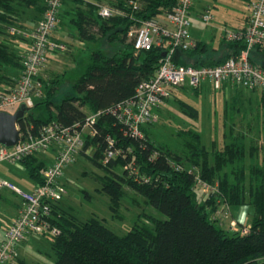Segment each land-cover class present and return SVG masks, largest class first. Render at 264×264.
<instances>
[{
	"label": "trees",
	"instance_id": "trees-1",
	"mask_svg": "<svg viewBox=\"0 0 264 264\" xmlns=\"http://www.w3.org/2000/svg\"><path fill=\"white\" fill-rule=\"evenodd\" d=\"M70 1H73V7L61 12V16L64 20L65 15L73 14L70 22L78 31L80 40L93 43L108 35L123 43L128 39L132 25L170 12L178 0H139L141 5L136 10L129 7L130 0H111L110 5L123 14L110 18L99 15L102 5L99 2L64 0L63 6ZM45 2L0 0V37L7 28L6 34L15 39L13 46L0 40V84L14 85L17 78L11 77L8 69L20 72L22 68L21 57L16 50L19 39L10 36L8 29L16 26L13 24L27 9L34 11L35 23L45 11ZM18 27L29 29L22 25ZM228 45L230 53L220 61H211L206 56L211 47L197 42L194 48L179 51L176 62L195 67L218 65L237 55L244 47L242 42ZM262 52L264 50L252 51L251 62L264 68L254 58V54ZM161 56L162 51L158 47L137 51L132 44L127 51L113 55L94 51L86 70L74 84L76 95L55 103L53 98L58 91L59 78L44 81V97L19 121L21 130L28 125L41 126L53 121L71 126L84 122L89 115L88 110L93 113L102 111L95 124L96 135L86 140V149L91 148L92 154L84 152L83 155L88 156L94 166L106 170L102 191L110 198L111 210L115 213L120 207L127 187L144 197L146 204L163 216L154 218L152 227L135 225L127 234L120 236L99 218L83 221L62 205L57 206L55 212L59 218L54 223L60 228V234L50 237L57 256L55 264H264V166L257 162L246 165L243 136L211 154L201 143L200 132L195 130L192 137L197 143L190 142L189 155L185 156L163 144H156L148 127L143 128V139L124 135L125 127L110 111L107 112L133 97L138 84L155 75ZM180 103L185 113L197 119V108L186 102ZM86 108L88 110L85 111ZM109 137L116 140V147L122 149V153L104 163ZM170 161L195 168L194 173L188 169L177 171ZM23 163L37 183L43 182L41 171L48 165L46 161L33 156ZM129 163H133L136 172L129 170ZM229 164H236L231 171L233 180L227 174L218 177L216 190L205 193L206 197L200 202L195 189L198 175L212 183L214 176ZM119 165L126 166L122 173L114 170ZM248 198L255 215L247 233H231L224 223L213 218L220 209L219 205H242ZM15 264L27 263L17 261Z\"/></svg>",
	"mask_w": 264,
	"mask_h": 264
},
{
	"label": "built area",
	"instance_id": "built-area-1",
	"mask_svg": "<svg viewBox=\"0 0 264 264\" xmlns=\"http://www.w3.org/2000/svg\"><path fill=\"white\" fill-rule=\"evenodd\" d=\"M64 0H46L45 11L32 28L23 29L11 26L9 35L19 39L16 50L21 57V71L14 85L0 90V111L18 108L26 104L30 109L45 95L44 78L41 72L51 56L64 54L69 50V44L56 38L61 23V9ZM195 0H178L170 11L165 13V21L153 17L132 25L128 32L129 40L137 51L151 50L158 47L162 51L159 67L154 76L140 82L133 97L111 108L110 111L120 124L125 127L124 135L143 139L146 128L155 122L164 103L180 88L197 89L205 81L220 90L223 86L234 85L249 90L264 91V68L251 62L252 51L264 50V0H252L248 5V22L243 29L226 30L224 39L229 42H242L241 51L223 63L213 66L195 67L176 62L179 51H188L197 44L190 36L191 11ZM139 0H130L129 7L140 8ZM123 11L108 5H101L99 15L110 18ZM205 23L212 20L210 11L201 15ZM164 54V56H163ZM17 110V109H16ZM14 113V112H11ZM102 111L88 115L84 122L71 126L53 121L45 125H28L21 130L19 123V141L11 147L0 145V163H23V160L33 156L52 152L53 161L42 171L43 182L37 183L34 190L26 192L9 180L0 179V190H10L23 199V207L18 217L3 231L0 239V264H9L17 260L20 243L30 235L56 236L60 228L54 223L59 218L55 212L61 206L67 195V187L62 181L64 170L74 164L85 152L87 138L96 135L95 124ZM88 129V132H87ZM109 145L104 152V162L116 158L122 149L116 147V140L108 138ZM131 152V150H129ZM158 155V151L154 156ZM177 171L188 169L194 173L195 168H187L176 161H170ZM136 172L133 163L127 166ZM198 185L208 194L216 190L217 185H211L199 178ZM218 209L214 219L223 223ZM235 227V223H231ZM247 233L248 229H242Z\"/></svg>",
	"mask_w": 264,
	"mask_h": 264
},
{
	"label": "rangeland",
	"instance_id": "rangeland-1",
	"mask_svg": "<svg viewBox=\"0 0 264 264\" xmlns=\"http://www.w3.org/2000/svg\"><path fill=\"white\" fill-rule=\"evenodd\" d=\"M93 1L99 2L102 5L111 6V0ZM229 1L219 0L215 3L217 9L214 10V15L216 16L210 22V25H215L218 28L221 16L227 19L226 14H229L230 11H237V9L241 11L246 5L245 0ZM213 2V0H197L196 6L200 8L205 3ZM73 5V1L68 2V7L64 11L71 10ZM234 5L237 6L235 9H232ZM27 10L29 14L34 13L32 9ZM72 15H65L64 25L66 30L76 32V28L70 22ZM25 18L28 17L24 15L23 21L26 20ZM20 23V21H17L13 25L19 26L21 25ZM190 29L191 31H197L204 35L207 31L206 25L197 22H194ZM227 29L230 30L232 28L229 27ZM6 30L7 28L1 34L0 40L12 44L15 39L10 38L6 34ZM81 43L69 44V50L66 53L51 56L49 62L50 67H46L45 65L42 70V72L51 75V77H47L48 79L46 78L47 80L59 78L58 91L53 98L55 103L60 102L67 96L77 94L74 89V84L86 70L94 51L100 50L104 54L113 55L127 51L132 44L129 37L125 42L121 43L120 39H114L113 36L110 37L108 35L104 39L93 43L86 41L84 43L82 41ZM206 56H212V51L206 52ZM258 63L261 66L263 65L262 60H258ZM51 67L53 68L50 69ZM8 72L15 76L18 71L9 68ZM227 87L231 88L233 94L237 93V97H234L235 95H232V97L228 96L227 93L222 91ZM241 88L230 85L216 90L211 86L209 81H205L200 91L199 88L196 90L190 88L186 90L180 89V91L178 89L179 92H176L177 94L174 93L172 97L166 100L158 119L152 125L148 126L151 138L158 145L163 144L174 151L188 156V145H190V142L193 144L197 143L193 139L192 133L198 130L201 134V143L209 153L212 154L216 150L224 149L226 144L232 143L233 139H238L237 137L240 138L242 133L249 135V131H247L248 127L246 126L247 122H251L252 120L251 123L254 124L255 122L253 120H255L257 123H264V112L257 119L260 112L257 109L256 111L258 112H252V103H247L246 100L241 99L244 97L243 89H245ZM180 102H186L197 108L199 111L197 119L185 113ZM16 109L9 108L6 111L16 112ZM86 110L88 109L86 108ZM87 112L89 115L94 114L92 111L89 112V110ZM261 131L264 136L263 127ZM259 137L256 140L249 139L247 136L244 138L247 166L254 162L264 166V137L262 138L261 135ZM252 150L253 154H251ZM89 154H92V152ZM41 156H44L49 164L52 163L53 155L51 152L41 154ZM107 162L105 161L104 163ZM234 166L229 164L223 167L214 176V182H206L215 186L218 177L221 176L222 178L225 174L228 175L230 180H233L231 171ZM125 167L119 165L114 170L117 173H122ZM198 173H200L199 170ZM106 175L107 172L105 169L94 166L90 158L82 154L74 164L64 170L62 181L67 187V195L64 199L63 207L83 221L92 217L99 218L107 227L120 236L127 234L135 225H148L152 227L154 218H163L160 212L146 204L144 197L136 195L134 191L127 187L124 189L125 195L121 200V205L114 213L110 208L109 196L102 191V178H106ZM0 179H9V181H13L24 191L29 189L28 183L32 181L27 172L18 170L12 163L8 162L0 163ZM196 180L198 181V179ZM195 189L197 198L202 202L206 194L198 185V182ZM219 208V217L222 219L225 228L229 229L231 233L240 232L242 229H249L248 227L251 226L254 220L255 209L249 198L245 204L230 205L229 207L221 204ZM233 222L235 223V227H231V223ZM21 251L23 259L29 264L56 263L57 256L52 247L51 238L48 236H28V243L21 246Z\"/></svg>",
	"mask_w": 264,
	"mask_h": 264
},
{
	"label": "crops",
	"instance_id": "crops-1",
	"mask_svg": "<svg viewBox=\"0 0 264 264\" xmlns=\"http://www.w3.org/2000/svg\"><path fill=\"white\" fill-rule=\"evenodd\" d=\"M91 1H93V0H91ZM213 1H214L213 3H205V5L201 6L200 8H197V6H196L197 0H195L194 6H193L192 11H191V20H192L191 27L193 26L194 22H197V23L206 25L207 31L204 35L202 33H198L197 31H191V29H190V36L196 42H203V43L208 44L212 49L211 50L212 56H208V57H209V59H211V61L216 62V61L222 60L228 53H230V51H229L230 48L228 45L229 42H227L224 39V33L227 30V28L231 27L232 28L231 30H240L246 26V24L248 22V16H249L248 5L252 0H245L246 5L243 7V9L241 11H239L237 9V11L232 10V11H230L229 14H226L227 19L222 18V16H221L220 24H219L218 28L215 25H210V22L213 21L215 16H216V15H214V10L217 9V6L215 3L218 2L219 0H213ZM67 3L68 2H66L64 4V6L62 8V13H64L65 12L64 10L66 9V7H68ZM236 6L237 5H234L232 7V9H235ZM27 11L28 10H26L25 13H23L20 17H18L17 20L21 22L20 24L23 27L30 29L33 26V23L35 21L33 19L36 16L34 13L29 14ZM205 11H210L212 14V20L210 22H207V23H205L204 21L201 20V15ZM164 14L165 13L159 14L156 17L160 18L162 21H165L166 19H165ZM24 15L28 18H25L26 20L23 21ZM65 18L63 20L62 16H61L62 22H61V24L57 30L56 38H58L64 42H67L68 44H82L81 43L82 40H80L78 37V31L77 30H76V32H74V31L71 32L70 30L65 29V25L63 24L65 22ZM218 31H219V33H218ZM84 42L85 41H83V43ZM13 44H14V42L11 45L13 46ZM254 58L257 60H262L263 65H264V52L259 53V55L257 53L254 54ZM51 60H53V59H51ZM49 62H50V59L47 62L46 67L49 66ZM52 68L53 67H51L50 69H52ZM42 73H41V77L44 79H46L47 77H51V75L49 73L48 74H46L44 72H42ZM19 74H20V72H17L15 74V76H13L12 74H9V75L13 78H18ZM11 85H13V84L12 83L11 84H7V83L0 84V90H4ZM228 86H230V85H228ZM180 89L186 90L188 88H180ZM180 89H179V91H180ZM201 89H202V86L199 87V91ZM179 91L176 90L174 93L179 92ZM222 91L224 93H227L228 96L232 97V95H235L234 97H237L236 96L237 93L233 94L231 91V88H229V87H227L226 89H223ZM176 94H175V96H176ZM243 95H244V97L241 98L242 100H246L247 103H252V106H251V108H253L252 112H258V111L260 112V115H258V117H257V119H258L261 116V114L264 112V91L243 89ZM256 109L258 111H256ZM253 121L255 122L254 124L251 123L252 122V120H251V122H247V125H246L248 127L247 131H249V135L242 133L241 136H243L244 138L247 136L249 139H253V140L258 139V137L260 135L263 138L264 136H263V133L261 131V128L263 127V129H264V123H257V121H255V120H253ZM38 157L40 160L46 161L47 164H49L47 159L44 156L40 155ZM1 163H3V162H1ZM8 163H12L18 170L23 171V172H27L29 174L24 163H15V162L14 163L8 162ZM29 176H30V174H29ZM31 180L32 181L30 183L27 182L29 189L26 190V192H30V191L34 190V188L37 185V182L32 177H31ZM11 182H13V181H11ZM23 203L24 202H23L22 197L17 195L16 193H14L10 190H0V239L3 238L4 228L6 226H9L18 217L19 212H20L21 208L23 207ZM62 206H63V203H62ZM26 243H28V239L23 241L22 243H20V245L18 247L19 255H18L17 260L12 262V263H9V264H15L17 261H24L25 263H27L23 259L22 251H21V246L26 244ZM27 264H29V263H27Z\"/></svg>",
	"mask_w": 264,
	"mask_h": 264
},
{
	"label": "water",
	"instance_id": "water-1",
	"mask_svg": "<svg viewBox=\"0 0 264 264\" xmlns=\"http://www.w3.org/2000/svg\"><path fill=\"white\" fill-rule=\"evenodd\" d=\"M29 110L23 103L14 113L0 111V145L11 147L18 143L20 133L17 125Z\"/></svg>",
	"mask_w": 264,
	"mask_h": 264
}]
</instances>
